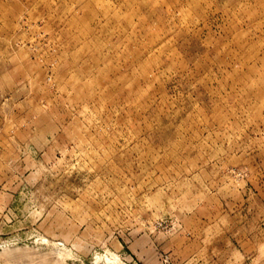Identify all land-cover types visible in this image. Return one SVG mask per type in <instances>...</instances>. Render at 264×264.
<instances>
[{
	"label": "rangeland",
	"instance_id": "1",
	"mask_svg": "<svg viewBox=\"0 0 264 264\" xmlns=\"http://www.w3.org/2000/svg\"><path fill=\"white\" fill-rule=\"evenodd\" d=\"M0 264H264V0H0Z\"/></svg>",
	"mask_w": 264,
	"mask_h": 264
}]
</instances>
